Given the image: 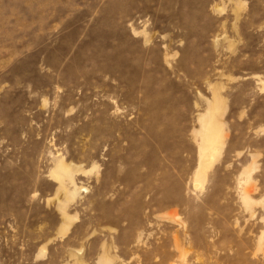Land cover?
I'll list each match as a JSON object with an SVG mask.
<instances>
[{
	"label": "rangeland",
	"instance_id": "obj_1",
	"mask_svg": "<svg viewBox=\"0 0 264 264\" xmlns=\"http://www.w3.org/2000/svg\"><path fill=\"white\" fill-rule=\"evenodd\" d=\"M0 264H264V0H0Z\"/></svg>",
	"mask_w": 264,
	"mask_h": 264
},
{
	"label": "bare ground",
	"instance_id": "obj_2",
	"mask_svg": "<svg viewBox=\"0 0 264 264\" xmlns=\"http://www.w3.org/2000/svg\"><path fill=\"white\" fill-rule=\"evenodd\" d=\"M218 133L215 130L213 123L209 120L202 128L201 143L199 145V155L203 163L212 157L217 149ZM56 169L59 172H65L66 168L62 162H58Z\"/></svg>",
	"mask_w": 264,
	"mask_h": 264
}]
</instances>
